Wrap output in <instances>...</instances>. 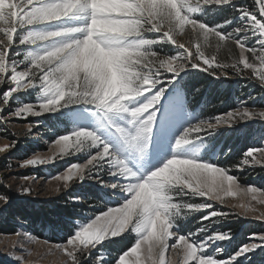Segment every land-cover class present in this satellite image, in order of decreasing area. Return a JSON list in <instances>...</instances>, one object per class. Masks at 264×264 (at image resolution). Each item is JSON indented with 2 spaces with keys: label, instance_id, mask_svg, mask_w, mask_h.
Returning a JSON list of instances; mask_svg holds the SVG:
<instances>
[{
  "label": "rangeland",
  "instance_id": "1",
  "mask_svg": "<svg viewBox=\"0 0 264 264\" xmlns=\"http://www.w3.org/2000/svg\"><path fill=\"white\" fill-rule=\"evenodd\" d=\"M68 1L0 0V264H264V0Z\"/></svg>",
  "mask_w": 264,
  "mask_h": 264
},
{
  "label": "trees",
  "instance_id": "2",
  "mask_svg": "<svg viewBox=\"0 0 264 264\" xmlns=\"http://www.w3.org/2000/svg\"><path fill=\"white\" fill-rule=\"evenodd\" d=\"M228 43V42H227ZM230 43H228L226 46H229ZM231 50V49H229ZM232 51V50H231ZM235 54H233L231 57H233V60H226L227 57H224V53H222V57L220 59V62L222 64L225 65H229L230 61H238L237 56H236V50L234 51ZM155 55V54H154ZM158 55L155 56V59L157 60L160 57V54H156ZM205 83V79L204 76L200 73L197 72H191L189 79L187 81V91L189 92H193V88H197L198 86H204ZM201 86V87H202ZM227 90H221L216 89V85H212V87L210 88V92L208 94L207 97V101H206V105L207 108L203 109L202 111H204V115H206V117L212 118L213 115H215L214 110H216V114H223L226 110H228V107H224L222 109H220V107H217V104L215 102L219 101H223L224 99L226 100L227 96H226V92ZM192 94V93H191ZM235 94H237V92H235ZM193 95V94H192ZM215 103V106L213 107H208L211 104ZM201 111V112H202ZM200 112V114H201ZM207 112V113H206ZM203 114H201L200 116H203ZM35 122H42L44 125L48 126V129L53 131L54 133H56V136H61L65 133L68 132V125L62 121V120H58L57 118H53L51 116H48L47 118L41 119L40 121H34ZM222 138H224L223 136H221V138L219 140H221ZM242 137H238V136H234L232 134V138L231 139H226L227 142H229V148H230V152L231 154L234 152V154H232L234 157L237 155H242L246 150H248L249 144H247L245 139H242ZM231 156V155H230ZM229 156V157H230ZM231 162L230 160L228 162H230L231 166L237 164V160H235L233 157L231 158ZM4 161V160H3ZM10 165L12 164L11 161H9ZM9 163H6V165L9 166ZM3 193L6 194L7 196L9 195L7 193L6 189H3ZM90 196L93 200H96L97 198V193L96 192H92L90 193ZM91 200V199H90ZM194 204H199V201H193ZM71 204H68L67 206H63L61 203H53V205H48L45 206L43 204H41V206L36 209L34 208V206L32 205L31 207H26V206H22L20 207V212L17 211L18 215L17 217L20 218H26L27 220V224H29V229L35 233L37 236H41V234L38 232V229L43 230L45 227H50V235H53V238L55 241H58L57 239V232L61 231L63 233H65V236L62 237L61 240H65V238L67 236H71L72 234V228L71 225L68 221L64 220L66 217L72 216L74 209L71 208ZM14 210V209H13ZM24 212H26L25 216H24ZM38 224V226H37ZM234 225V224H231ZM7 226V225H6ZM4 227V224H3ZM237 227V226H236ZM29 230V232H30ZM246 231L249 229H245ZM235 242H239V244L243 245L245 243V238L244 237H237ZM126 244V243H125Z\"/></svg>",
  "mask_w": 264,
  "mask_h": 264
},
{
  "label": "bare ground",
  "instance_id": "3",
  "mask_svg": "<svg viewBox=\"0 0 264 264\" xmlns=\"http://www.w3.org/2000/svg\"><path fill=\"white\" fill-rule=\"evenodd\" d=\"M64 1V0H63ZM84 2V1H82V0H69L68 1V4L67 5H65V4H63V6L62 7H60V9H57V10H60V11H63L64 13H65V11H68V9L69 8H73V7H78V5H76V3L77 2ZM78 2V3H79ZM87 2V1H86ZM89 3V2H88ZM84 4V3H83ZM60 5H62V4H60ZM59 5V6H60ZM71 10V9H70ZM70 16V15H69ZM82 18V16H80V17H78V19H81ZM67 19H69V18H67ZM87 29V28H86ZM80 30V29H79ZM82 31V30H81ZM79 32V31H78ZM80 33V32H79ZM56 34H58V33H56ZM85 35V34H84ZM93 43V42H92ZM79 44V43H78Z\"/></svg>",
  "mask_w": 264,
  "mask_h": 264
}]
</instances>
